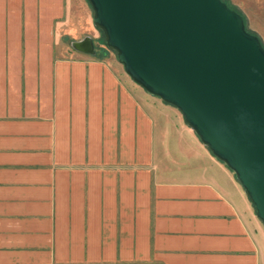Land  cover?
<instances>
[{
	"label": "crops",
	"instance_id": "0c3cea01",
	"mask_svg": "<svg viewBox=\"0 0 264 264\" xmlns=\"http://www.w3.org/2000/svg\"><path fill=\"white\" fill-rule=\"evenodd\" d=\"M0 264H264L235 174L125 73L86 0H0Z\"/></svg>",
	"mask_w": 264,
	"mask_h": 264
},
{
	"label": "water",
	"instance_id": "95a60500",
	"mask_svg": "<svg viewBox=\"0 0 264 264\" xmlns=\"http://www.w3.org/2000/svg\"><path fill=\"white\" fill-rule=\"evenodd\" d=\"M86 1L125 73L180 111L264 225V45L244 16L223 0Z\"/></svg>",
	"mask_w": 264,
	"mask_h": 264
},
{
	"label": "rangeland",
	"instance_id": "374dc122",
	"mask_svg": "<svg viewBox=\"0 0 264 264\" xmlns=\"http://www.w3.org/2000/svg\"><path fill=\"white\" fill-rule=\"evenodd\" d=\"M231 9L236 10L244 16L246 29L257 35L264 45V34L262 24L258 16V0H223ZM93 11V10H92ZM103 40L105 38L103 35ZM114 55L116 53L113 52Z\"/></svg>",
	"mask_w": 264,
	"mask_h": 264
}]
</instances>
